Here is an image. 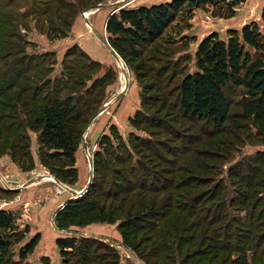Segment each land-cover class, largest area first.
Masks as SVG:
<instances>
[{"label":"trees","instance_id":"1","mask_svg":"<svg viewBox=\"0 0 264 264\" xmlns=\"http://www.w3.org/2000/svg\"><path fill=\"white\" fill-rule=\"evenodd\" d=\"M244 1L170 0L122 7L106 21L107 40L139 78L145 77L150 70L146 64L153 54L160 53L157 42L184 7L191 10L226 4L233 10ZM53 2L61 4L60 0ZM8 4L9 0H0V8ZM47 12L48 7L43 14ZM18 17L12 9H0V152L31 162L27 132H36L41 164L57 180L68 182L75 175V152L100 100L88 90L72 91L75 88L69 86L73 81L70 70L68 76L54 83L45 75V95L41 99L38 87L24 85L31 60L20 56L24 50L16 29ZM54 31L58 36L66 35L64 30ZM157 77L156 87L150 84L143 88L141 108L131 119L132 125L148 133V137L131 134L128 147L121 139L122 143L115 147L108 134H102L99 148L93 153L91 185L55 213L54 223L59 229H68L93 222H118L124 245L147 264H173V254L180 256L184 264L189 260V248L196 241L198 228L200 240L207 241L209 255H221L226 261L234 251L241 254L234 264H248L243 250L264 245V193L259 195L264 192V151L231 166L230 185L210 180L211 188L200 191L204 182L198 172H212L213 162H218L220 155L244 135L246 141L264 142V34L255 22L244 25L239 33L231 31L227 39L213 32L197 46L195 69L184 74L174 89L164 91L171 79ZM153 90L161 92L159 98L150 95ZM158 101L168 105V121L158 112L150 114V104ZM233 107H239L240 112H233ZM170 123L182 129V135L171 129ZM162 134L171 140L181 139V154L170 153L158 138ZM163 173L177 177L178 184L171 179L172 184L166 185ZM228 186L232 187L231 197L227 195ZM8 192L13 190L0 188V195ZM162 193L166 196L158 212L153 195ZM187 195H191L188 201ZM101 199L109 201L107 208ZM232 208L248 213L244 218L230 217ZM17 228L15 215L1 208L0 264H28L24 261L40 239L36 233L20 247L18 259L11 260L10 247L21 240L15 233ZM190 230L195 235H190ZM56 246L62 264H106L99 261L103 258L96 254L99 249L110 255L108 264H118L117 253L94 238L58 237ZM43 264H49L46 258Z\"/></svg>","mask_w":264,"mask_h":264},{"label":"rangeland","instance_id":"2","mask_svg":"<svg viewBox=\"0 0 264 264\" xmlns=\"http://www.w3.org/2000/svg\"><path fill=\"white\" fill-rule=\"evenodd\" d=\"M60 1L61 4L57 5L53 0H9V4L0 9H12L14 13L19 15L16 29L18 36L21 37L20 47L24 50V53L20 56L26 60L29 58L31 60V69L26 73L27 79L24 85L32 88L38 87L40 99L45 95V75L46 78L51 79L52 83H54L55 79L66 77L68 70H70L73 75V81H70L69 86L73 85L75 88V90H71L77 93L86 90L90 91L91 94L100 100V105L97 107L98 110L104 103L112 100L105 111L93 120L94 124L104 123V129L95 138L91 139L89 137L91 142L88 154L84 152L82 142L80 141L79 143L73 164L75 175L73 174L68 182L58 180L72 188H82L87 184L90 170L89 158H93L94 150L99 148L98 141L102 134H108L109 141L115 147L121 142L120 139L128 147L127 141L131 134L148 137V133L141 129H136L131 123L136 111L141 108V92L143 88H146L147 85L150 86V84L156 87V76L158 75L157 79H171L164 91L167 92L174 89L173 86L178 84L184 74L195 69L196 49L205 36L216 32L221 39H227L231 31L235 30L236 33H239L244 25L251 22H255L259 30L264 34V0H245L235 6L233 10H230L226 4L218 6L206 5L191 10L184 7L176 14L171 26L157 42V49L160 53L157 54L158 56L153 54V59L146 64L150 70L144 73L146 74L145 77L139 78L135 70L128 67L122 58V63L114 59L96 34L99 33L107 37L105 30L106 21L109 15L117 10V7L112 4L122 0ZM167 1L170 0H125L124 7L135 8ZM96 5L102 7L93 10L92 7ZM47 7L49 13L47 12L48 14L44 15L43 10ZM84 13L89 14L88 18L96 32L85 23L84 18H82ZM54 29L64 30L66 35L58 36ZM122 67L125 68L128 75L127 87L121 96L116 97L122 89L120 77L121 73H123ZM45 70L47 71L46 73ZM41 73L43 74L42 77ZM99 80L102 82L100 83ZM30 93L31 91H29ZM160 93L153 90L150 95L159 98ZM173 100L170 99L171 102ZM232 110L235 113L240 112L239 107H233ZM167 111L168 105H165L162 101L151 103L149 106L150 114L158 112L157 114L164 116L168 121L169 117H166L165 114ZM169 125L171 129H177L179 134L183 133V130L178 128L176 124L170 123ZM110 126H113L114 129H110ZM251 132L254 133L253 128H251ZM27 133L29 135L28 150L31 162H25V159L20 156L12 158L8 152H0V175L7 180V184H4L5 186L0 181V188L13 190V192L0 195V209L9 210L15 215L18 227L15 233L21 238L20 241L14 242L10 247L9 255L11 260L16 261L20 247L36 233H39L41 237L36 247L24 261L28 264H43L45 258L49 264H62L59 250L56 247V239L58 237L94 238L104 242L117 253L118 264H147L137 253L124 245L117 227L118 222L114 224L93 222L85 226H72L68 229L56 227L54 223L55 213L71 199V196L69 191L61 184L47 177L44 180H35V182L24 186L25 181H29L31 177L38 173H43L47 176L51 175L55 178L41 164L39 159L38 133L32 131ZM158 138L163 140L165 145L170 148V153L175 152L176 154L181 151L180 149L183 146L181 139H178L179 141L171 140V138L163 134ZM258 151H264V142H259L258 139L246 141L245 135L240 137L238 142L234 141L228 151L220 155L221 158L218 162H213L215 167L212 172H198L199 179L202 180V183L204 182V185H201L199 190H209L212 186L209 183L210 180L213 182L223 180V184L230 185L228 169L242 159L253 156ZM179 153L181 154V152ZM166 158L171 159L173 157L166 155ZM161 167L160 165L159 169ZM159 169L157 168V170ZM161 176L166 178V185L172 184L171 179L174 184L179 182L177 177L174 178L171 175H165V173L161 174ZM70 180H72L71 183H69ZM207 180L208 182L206 183ZM35 191H40V196L34 193ZM263 193L261 191L259 195ZM232 194V187L228 186L227 195L231 197L233 196ZM153 196L156 198V211L161 212L159 207L166 194L162 193ZM190 196L187 195L186 201H188ZM27 197L30 199L29 201L25 199ZM14 201H18L19 205L14 204ZM180 201L181 203L184 202V200L175 199V202ZM107 202L109 201L101 199V203L106 204V208L109 205ZM247 213L242 208L229 209L230 217L238 219L244 218ZM88 227L91 230H88ZM194 232L190 230L189 234L193 235ZM197 232L196 241L189 248V260L185 261L184 264H234V260L241 256L240 253L233 251L229 259L225 261L221 255L219 258H216L214 253L209 255L206 247L207 241L200 240L201 233L198 228ZM45 233L53 237L49 240L50 244L52 243L50 254L47 256L41 255L39 259H34L39 256L37 253L39 248L41 246L45 247ZM54 236L58 237L55 239ZM140 237L142 238V233H140ZM141 250H144V246L141 247ZM243 252L248 264H264V245L250 251L243 250ZM96 254H101L103 257H100V262H105L106 264L110 262L111 257L110 255H105L104 249H99ZM172 258L176 259L173 264L183 263L180 256L173 254Z\"/></svg>","mask_w":264,"mask_h":264},{"label":"water","instance_id":"3","mask_svg":"<svg viewBox=\"0 0 264 264\" xmlns=\"http://www.w3.org/2000/svg\"><path fill=\"white\" fill-rule=\"evenodd\" d=\"M124 2H125V0H122V1H120V2H116V3H114V4H112V5H114L115 7H117V9H119V8H122V7H124ZM100 7H102V6H100V5H96V6H93L92 7V9L94 10V9H97V8H100ZM89 13V12H88ZM88 13H84L82 16H83V18H84V21H85V23L87 24V25H89L91 28H92V30L94 31V32H96L95 31V29H93V27H92V25H91V23H90V21H89V18H88ZM97 34V37L99 38V40L101 41V43L107 48V50L109 51V53L114 57V59L117 61V62H120V63H122V60H121V57L117 54V52L111 47V45L109 44V42H108V40H107V37H105L104 35H101V34H99V33H96ZM127 79V78H126ZM125 87H123V89L116 95V97H118V96H121L122 94H123V91L126 89V87H127V80H126V82H125ZM112 101V100H111ZM111 101L110 102H106V103H104L103 104V106L94 114V116L92 117V119L90 120V122H89V124H88V126H87V128H86V130L84 131V133H83V135H82V146H83V148L85 149V152L88 154V149H87V146H86V143H85V136H86V133H87V131L89 130V128H90V126H91V124H92V122H93V120L95 119V118H97L103 111H105V109L109 106V104L111 103ZM88 157H90V156H88ZM89 167H90V171H89V179H88V182H87V184L85 185V187L84 188H82L81 190H79V191H76V190H74V189H72V188H70L69 186H66L65 184H63V183H61L60 181H58L56 178H53L51 175H48L47 176V178H49V179H52V180H54V181H56L57 183H59V184H61L65 189H67L71 194H72V198L71 199H73V198H76V197H79V196H81L82 194H84L86 191H87V189L89 188V186L91 185V182H92V178H93V160H92V158H89ZM36 179L34 178V179H30L29 181H27V182H25L24 183V186H26V185H29V184H31L32 182H34Z\"/></svg>","mask_w":264,"mask_h":264},{"label":"crops","instance_id":"4","mask_svg":"<svg viewBox=\"0 0 264 264\" xmlns=\"http://www.w3.org/2000/svg\"><path fill=\"white\" fill-rule=\"evenodd\" d=\"M83 18V17H82ZM90 21V20H89ZM91 23V22H90ZM92 25V24H91ZM98 38V37H97ZM99 39V38H98ZM101 42V41H100ZM109 52V51H108ZM122 90V89H121ZM110 102V101H109ZM111 104V103H110ZM103 124L104 123H99V124H94L93 122H92V124H91V126H90V128H89V130L87 131V133H86V136H85V143H86V146H87V149L89 148V146H90V142H91V139H93V138H95L97 135H98V133L100 132H102V130L104 129L103 127ZM91 139H90V138ZM81 142H82V140H81ZM83 147V146H82ZM84 149V148H83ZM84 152H85V149H84ZM86 153V152H85ZM90 168V167H89ZM90 171V170H89ZM47 177V175H45V174H43V173H38L37 175H35L34 177H31V179H36V181H39V180H44L45 178ZM88 179H89V172H88ZM87 179V180H88ZM26 182V181H25ZM35 182V181H34ZM85 186H83L82 188H84ZM70 188H72V187H70ZM82 188H72V189H74V190H76V191H79V190H81ZM29 189V188H28ZM68 191V190H67ZM34 193H37V195L39 194V196H40V191H35ZM70 193V192H69ZM70 198H72V194L70 193ZM27 201H29L30 199L27 197V198H25ZM14 204H16V205H19L18 203V201H14L13 202ZM13 204V205H14ZM47 206V205H46ZM54 209V208H53ZM55 212H56V210H55ZM89 228V227H88ZM85 229V228H84ZM88 230H91V228H89ZM82 235H83V233H82ZM41 237V236H40ZM58 237V236H57ZM57 237H55L54 236V238L56 239ZM53 237L50 235V234H48V233H45V247L44 246H41V248H39V252L37 251V253H38V255L39 256H37V257H35L34 259H39L40 257H41V255H45V256H47V255H49L50 253H49V251L51 250V248H52V243L50 244V241L49 240H51ZM54 239V240H55ZM121 241V240H120ZM57 247V246H56ZM30 259V258H29ZM31 261V260H30ZM32 262V261H31Z\"/></svg>","mask_w":264,"mask_h":264},{"label":"bare ground","instance_id":"5","mask_svg":"<svg viewBox=\"0 0 264 264\" xmlns=\"http://www.w3.org/2000/svg\"><path fill=\"white\" fill-rule=\"evenodd\" d=\"M88 27L89 28H91L89 25H88ZM121 70H123V73H121V75H120V77H121V82H122V89H123V87H124V84H125V82H126V78H127V72H126V70H125V68H121Z\"/></svg>","mask_w":264,"mask_h":264},{"label":"built area","instance_id":"6","mask_svg":"<svg viewBox=\"0 0 264 264\" xmlns=\"http://www.w3.org/2000/svg\"><path fill=\"white\" fill-rule=\"evenodd\" d=\"M0 181L3 183V185L4 184H7V180L3 176H1V175H0Z\"/></svg>","mask_w":264,"mask_h":264}]
</instances>
